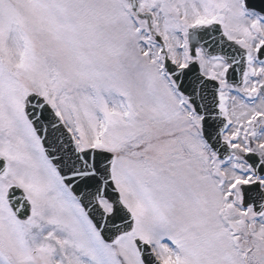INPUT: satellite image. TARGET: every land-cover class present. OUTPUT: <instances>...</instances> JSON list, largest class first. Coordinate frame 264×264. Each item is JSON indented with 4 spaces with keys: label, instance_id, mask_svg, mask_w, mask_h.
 <instances>
[{
    "label": "snow or ice",
    "instance_id": "snow-or-ice-1",
    "mask_svg": "<svg viewBox=\"0 0 264 264\" xmlns=\"http://www.w3.org/2000/svg\"><path fill=\"white\" fill-rule=\"evenodd\" d=\"M0 264H264V0H0Z\"/></svg>",
    "mask_w": 264,
    "mask_h": 264
}]
</instances>
